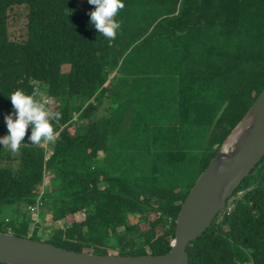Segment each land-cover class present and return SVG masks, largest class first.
<instances>
[{
  "label": "trees",
  "instance_id": "obj_1",
  "mask_svg": "<svg viewBox=\"0 0 264 264\" xmlns=\"http://www.w3.org/2000/svg\"><path fill=\"white\" fill-rule=\"evenodd\" d=\"M122 3L106 38L89 25L87 0H0V136L16 89L61 113L45 148L30 129L16 156L0 148V232L38 240L32 219L45 209L57 247L166 254L185 197L264 90V0ZM20 8L15 39L8 25ZM229 200L230 213L188 246V264H264V159ZM11 206L21 232L2 217Z\"/></svg>",
  "mask_w": 264,
  "mask_h": 264
},
{
  "label": "water",
  "instance_id": "obj_2",
  "mask_svg": "<svg viewBox=\"0 0 264 264\" xmlns=\"http://www.w3.org/2000/svg\"><path fill=\"white\" fill-rule=\"evenodd\" d=\"M264 159V90L227 136L180 206L170 250L159 256L81 253L0 232V264H188L187 247L211 227Z\"/></svg>",
  "mask_w": 264,
  "mask_h": 264
},
{
  "label": "clouds",
  "instance_id": "obj_3",
  "mask_svg": "<svg viewBox=\"0 0 264 264\" xmlns=\"http://www.w3.org/2000/svg\"><path fill=\"white\" fill-rule=\"evenodd\" d=\"M94 8L87 13L89 25L93 26L99 35L114 38L119 29V22L114 19L118 10L123 8L122 0H87ZM40 94L33 90L26 93L16 89L9 93L7 99L11 102L12 110L4 115L6 134L0 136V148L11 152L18 151L24 140L26 130L30 129L28 141L31 144L53 142L57 133L54 131L52 121L61 118L60 112H50L47 108V98H37ZM227 205V204H226ZM224 211V210H223ZM221 213H224V212ZM220 213V214H221Z\"/></svg>",
  "mask_w": 264,
  "mask_h": 264
},
{
  "label": "rangeland",
  "instance_id": "obj_4",
  "mask_svg": "<svg viewBox=\"0 0 264 264\" xmlns=\"http://www.w3.org/2000/svg\"><path fill=\"white\" fill-rule=\"evenodd\" d=\"M82 1H85V0H82ZM85 7V6H84ZM87 10V9H86ZM85 11V10H84ZM25 11L24 9L20 8L18 10H16L13 14H10V19H9V33L10 35L12 36V38H17L19 36H21L23 33H25ZM116 75L115 71L111 74L110 76V79H112L114 76ZM44 98V95L42 96ZM78 102V101H77ZM52 107H55V106H52ZM101 112L104 114L105 112L107 113L108 112V103L107 101H104L103 104L101 105ZM7 152L9 153V155H11L12 157L13 156H16L18 154V151L16 152H11L9 150H7ZM103 152L105 154H107V157L109 158L110 157V154L106 151V150H103ZM47 153H51V152H47ZM99 155V158H103V153H98ZM198 179V178H197ZM195 184V183H194ZM229 207H233V203H231V201L229 202ZM4 209L3 210V214L2 217L4 219H9L8 216L10 217H13L15 218L18 222H22L23 224L19 227L20 229L17 230L18 232H21V228L25 226V221L24 219L23 220H19L22 216L21 215H16L15 216V208L13 206L11 207H4L2 208ZM43 216H42V214ZM39 212L37 214H35V218L32 219V221H35L32 225L34 226V228L37 227V225L39 224V227L37 228V232L34 236V238H38L37 241H41V242H47V243H51V242H54V241H51V239L49 238L50 236V231H47V222H46V215L45 214V209L42 210V212ZM26 219L29 220L30 219V222H28V227H29V232H27V235L30 236L31 235V218H30V214L28 216H26ZM49 217V216H48ZM48 217H47V220H48ZM77 221H81V219L83 220V216H77ZM73 221H74V217L71 218ZM130 219V218H129ZM14 220V219H13ZM66 221H70V218H67ZM49 224L51 225V222L49 221ZM62 222L59 223V225H61ZM63 224H65L63 222ZM9 233V232H8ZM59 245L61 246H64V247H70L72 246L73 244L78 246L79 244L75 243V242H72V241H68V242H65V241H58ZM103 243L105 244V241H103ZM83 245H86V241L82 243ZM106 246L109 247V251L113 252H118L115 249L116 247V244H115V241L113 239H109L106 241ZM54 245V244H53ZM56 246V245H55ZM59 247V246H58ZM89 253V252H88ZM94 253V252H92Z\"/></svg>",
  "mask_w": 264,
  "mask_h": 264
},
{
  "label": "built area",
  "instance_id": "obj_5",
  "mask_svg": "<svg viewBox=\"0 0 264 264\" xmlns=\"http://www.w3.org/2000/svg\"><path fill=\"white\" fill-rule=\"evenodd\" d=\"M50 154H51V153H47V154H46L45 160L48 159V157L50 156ZM230 211H231V207L228 206V207H225V209H224L223 212H224V213H230Z\"/></svg>",
  "mask_w": 264,
  "mask_h": 264
},
{
  "label": "bare ground",
  "instance_id": "obj_6",
  "mask_svg": "<svg viewBox=\"0 0 264 264\" xmlns=\"http://www.w3.org/2000/svg\"><path fill=\"white\" fill-rule=\"evenodd\" d=\"M262 161H263V160H262ZM253 171H254V170H253ZM253 171H252V172H253ZM251 174H252V173H251ZM251 174H250V175H251ZM235 191H237V190H235ZM233 194H234V193H233ZM232 196H233V195H232ZM232 196H231L230 198H232ZM230 198H229V199H230ZM229 201H230V200H229ZM227 202H228V201H227ZM228 204H229V202H228ZM217 216H218V215H217ZM217 216H216V217H217ZM216 217H215V218H216ZM214 220H215V219H214ZM214 220H213V222H214ZM213 222H212V224H213ZM40 242H41V241H40ZM54 246H55V245H54ZM187 248H188V247H187ZM187 254H188V253H187Z\"/></svg>",
  "mask_w": 264,
  "mask_h": 264
}]
</instances>
